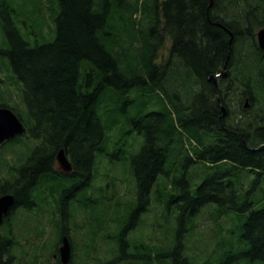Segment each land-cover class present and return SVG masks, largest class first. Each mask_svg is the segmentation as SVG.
I'll return each instance as SVG.
<instances>
[{
	"label": "trees",
	"instance_id": "1",
	"mask_svg": "<svg viewBox=\"0 0 264 264\" xmlns=\"http://www.w3.org/2000/svg\"><path fill=\"white\" fill-rule=\"evenodd\" d=\"M262 26L264 0L212 7L208 0H0V107L28 129L0 145V196H15V214L38 211L55 221L46 238L43 223L8 220L0 264H52L62 236L74 242L79 232L71 208L98 224L86 258L70 264H194L203 209L214 223L228 212L241 223L239 241L225 233L212 255L206 250L215 264H264V134L228 125L235 96L246 106L264 93V50L255 39ZM226 63L227 76L210 81ZM181 69L189 82L173 88L166 76ZM133 129L142 140L134 138L133 195L124 199L123 180L109 168L102 176L100 165L121 160L113 150ZM61 148L70 173L57 165ZM153 202L161 220L155 216L146 234ZM110 223L117 231L102 260L107 239L99 230ZM47 250L48 258L29 255Z\"/></svg>",
	"mask_w": 264,
	"mask_h": 264
},
{
	"label": "rangeland",
	"instance_id": "2",
	"mask_svg": "<svg viewBox=\"0 0 264 264\" xmlns=\"http://www.w3.org/2000/svg\"><path fill=\"white\" fill-rule=\"evenodd\" d=\"M137 17L138 18L141 17V14L138 13ZM263 28H264V26L259 27L258 29H256V32H255V39H256V42L258 44H259L258 33ZM46 30H47V27H46ZM169 46H170V44H168L167 48L164 50V53L162 54V60H165V57L168 55V47ZM122 50L123 49L121 48L120 51H122ZM159 54H161V53L159 52ZM245 61H247V58L245 59ZM220 77H222V76H220ZM220 77H217V81L219 80ZM2 78H4V77H2ZM4 79H6V78H4ZM166 80H169V82L171 83V86L173 88L177 87L178 85H180V87L183 88L189 82L188 78L185 75L184 69H181L179 71H176V70L171 71V73L168 76H166ZM0 87L2 88L3 84H0ZM263 94L256 101V103L254 105H251L249 103L248 106L241 105L242 101L237 99V97L235 96V98L231 100V107H230V111L228 114V116H229L228 125H231V126L239 125V126H241V128H239L240 130L238 131L241 133H243L244 128L245 127L247 128L250 124H251L250 128L255 129V127H257V125L259 124L258 116L260 114L262 116L264 115V96H263ZM243 100H245V99H243ZM130 109H131L130 106H128L127 111H129ZM237 117H239V119H236ZM258 130H260V131L257 133V136H260L262 134V132L264 134V131H263L264 128H259ZM137 132H138L137 129H133V131L131 133L125 135L124 137H122L120 139V145L113 150V151L118 150L119 154L121 156V160L117 161L115 166L110 167V165H107L105 163V160H103V162H101V165H100L101 166L100 172H101L102 176H104V172L109 168V169H112V174L114 176H117L118 178L123 180L120 183H118L117 189L118 190L120 189V191H122V193H124L123 194L124 199H130V197L133 195V192H131L133 190V184H132V180L130 178L131 175L129 174L128 169L130 168L129 161H130L131 156L140 147V144L136 143L134 138L137 137V138H141V140H142V137H140L139 134H137ZM187 146H189L188 143H187ZM199 165L202 166V163H200ZM196 171L197 172L199 171V166H197V168L195 170V174H194L197 177L198 173ZM253 176H254V174H253ZM203 177H204L203 175H200V176H198V179H200L202 181ZM96 183L98 185H103V184H105V179H101L98 177V180L96 181ZM260 185H261V188L264 189V182H262ZM248 187H249V185H248V181H247L245 183V185L243 186V188H248ZM261 194H262V191L260 190L259 195H261ZM259 206H260V204L257 207H259ZM71 209H73L79 215V217H76L75 220H73L71 216L69 218L70 223L73 226L74 225L79 226V228H78L79 232H77V234H74L75 241L72 242L73 257L79 258L82 256V258H84L86 255V250H85L84 244L89 242L90 239L94 237L93 232L97 228L98 222L92 219V216L94 215L92 213H89V215L88 214H82V212H80V211L78 212L75 208H71ZM160 213H161V207H159V205H157L155 202H153V204H151V206H150V213L145 216V219L147 220V226L145 225L146 228L144 231L146 234H149L152 231V228L150 227V225L148 223L154 221L155 216L158 217V219H156V221L161 220L159 218ZM248 214H249L248 212L243 214V220H245L244 218H247ZM227 215L228 216H226L224 218L225 223L218 224V223H214L212 221L210 210L209 209H203L200 213L199 226L197 227L193 236H195V238L197 240H200V241L217 242V241H221V240L225 239V233H227L229 235L231 233H234V237H231V239L235 238L239 241L240 236H241V232H242L241 223H240L239 219L237 218V215L235 212H232V213L228 212ZM145 223H146V221H145ZM103 226H104V228L100 229L99 232L102 231V234H105V237L107 240L106 241L103 240L104 243L100 244V249H101V252L103 253V256L100 258L102 260L104 258L108 257L106 250H107V246L109 244L108 240H109L110 235L113 233H116V231H117V229L113 223H110L109 225L103 224ZM73 230H74V228H73ZM102 234H100V236H102ZM151 236H155V233H152ZM230 236H232V235H230ZM83 238H85L84 242L82 241ZM191 252L193 254L194 250H192ZM52 257H53V255L51 256V260H52ZM200 263L201 262L199 261L198 264H200Z\"/></svg>",
	"mask_w": 264,
	"mask_h": 264
},
{
	"label": "water",
	"instance_id": "3",
	"mask_svg": "<svg viewBox=\"0 0 264 264\" xmlns=\"http://www.w3.org/2000/svg\"><path fill=\"white\" fill-rule=\"evenodd\" d=\"M209 6L212 7L214 5V0H208ZM217 24L221 25L219 22ZM225 27V25H223ZM231 35V40L233 39V33L231 30L225 27ZM259 37V46L264 50V28L261 29L258 33ZM227 63L224 68L217 73L211 74L209 76V80L212 82L217 81V77L227 76ZM248 102L246 103V106ZM223 111L225 113V108L223 107ZM25 127L18 116L14 113L12 109L9 107H0V143L5 140H9L14 138L16 135L22 134L25 132ZM56 161L60 169L66 173H70L73 169L72 163L69 160L65 149L61 148L57 155ZM15 196L11 193H7L0 196V224L3 221L4 216H6L11 208L14 206ZM72 247L69 238L64 235L62 238V245L60 246V256L61 260L64 264H67L71 261Z\"/></svg>",
	"mask_w": 264,
	"mask_h": 264
},
{
	"label": "flooded vegetation",
	"instance_id": "4",
	"mask_svg": "<svg viewBox=\"0 0 264 264\" xmlns=\"http://www.w3.org/2000/svg\"><path fill=\"white\" fill-rule=\"evenodd\" d=\"M217 84V83H216ZM258 122L259 124L257 125V129L259 128H264V115L262 116L261 114L258 116ZM39 205H36L35 207H38ZM36 210V209H35ZM15 215V217H17V220H12L13 216ZM39 217H41L39 219ZM9 220V221H8ZM7 221L10 224H17V225H30V224H35V223H43L45 224L44 228L46 229V235H47V231L49 230L50 233L51 228H53L55 221L52 219L47 218V216L45 214H38V211H33L32 213H23L21 212V210H19L18 214H15L14 210H11L9 212V214L4 218L3 223L0 225V235H4L7 234L9 231L6 229V223ZM48 231V234H49ZM33 240L37 241V238L35 236H33ZM198 243V242H197ZM201 244H205V243H201ZM206 246L203 245V249H205ZM200 249L199 252V257L195 260L194 264H198V262L200 261V264H215L214 262L217 260L216 258H214L213 256L208 257V255L206 253H204ZM50 250L47 251H43L41 254H29L30 256H36L39 259L42 258H48V253ZM52 257L51 263H58V264H62L61 259H60V254H59V248H57L56 252H51L49 253ZM209 255H212V253H209ZM5 257V255H4ZM50 258V257H49ZM18 264H23V262H20ZM37 264H48L47 262H43V261H38Z\"/></svg>",
	"mask_w": 264,
	"mask_h": 264
},
{
	"label": "bare ground",
	"instance_id": "5",
	"mask_svg": "<svg viewBox=\"0 0 264 264\" xmlns=\"http://www.w3.org/2000/svg\"><path fill=\"white\" fill-rule=\"evenodd\" d=\"M234 51V50H233ZM233 54H234V52H233ZM244 55V54H243ZM247 55V54H246ZM234 58V57H233ZM235 61V60H234ZM242 62V61H241ZM235 63V62H234ZM235 65V64H234ZM241 65H242V63H241ZM6 106V105H5ZM2 107V106H1ZM244 128V127H243ZM246 128V127H245ZM244 128V129H245ZM239 129V128H238ZM248 130H249V127H248ZM194 145V144H193ZM192 147V146H191ZM228 176H229V174H228ZM261 180V179H260ZM263 199V198H262ZM259 200V199H258ZM261 200V199H260Z\"/></svg>",
	"mask_w": 264,
	"mask_h": 264
}]
</instances>
